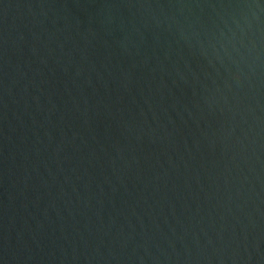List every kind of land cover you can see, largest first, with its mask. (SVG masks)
<instances>
[{"label": "water", "instance_id": "water-1", "mask_svg": "<svg viewBox=\"0 0 264 264\" xmlns=\"http://www.w3.org/2000/svg\"><path fill=\"white\" fill-rule=\"evenodd\" d=\"M0 264H264V0H0Z\"/></svg>", "mask_w": 264, "mask_h": 264}]
</instances>
